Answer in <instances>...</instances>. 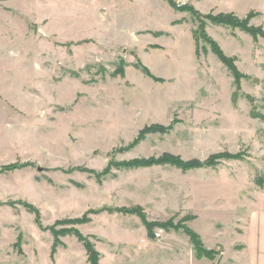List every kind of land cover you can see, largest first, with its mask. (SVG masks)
<instances>
[{"label": "rangeland", "instance_id": "obj_1", "mask_svg": "<svg viewBox=\"0 0 264 264\" xmlns=\"http://www.w3.org/2000/svg\"><path fill=\"white\" fill-rule=\"evenodd\" d=\"M224 2L0 0V264H99L106 234L149 238L134 207L233 256L263 183L264 15ZM164 154L202 165L131 164Z\"/></svg>", "mask_w": 264, "mask_h": 264}, {"label": "crops", "instance_id": "obj_2", "mask_svg": "<svg viewBox=\"0 0 264 264\" xmlns=\"http://www.w3.org/2000/svg\"><path fill=\"white\" fill-rule=\"evenodd\" d=\"M101 0H93L94 4ZM224 11H232L242 16L247 11L255 10L264 15V0H224ZM223 5V2L220 1ZM263 5V7H261ZM242 7V8H240ZM225 51V50H224ZM226 52V51H225ZM255 119V118H254ZM258 121V119L256 120ZM259 129L263 131L264 138V121L259 122ZM261 138L262 147L264 148V139ZM263 185L257 187L250 195V204L247 211L243 215L244 225L243 230L236 234L240 240L232 245L233 256L227 258L225 250L220 243L212 246L204 247L208 250L215 249L219 252L214 262L221 264H264V171H261ZM241 221V220H240ZM237 223H239L237 221ZM240 228V227H239ZM242 230V233H241ZM124 233V234H123ZM119 234H106L110 243L109 251L104 253L106 258H103L99 264H117L134 261L142 264H210V259L202 256L196 257L193 246L189 237L184 238L182 232H170L159 242L147 238L145 228H130L127 232L123 230ZM127 235V236H126ZM200 236V235H199ZM201 238V237H200ZM122 247V254H116L117 246ZM104 260L106 263H104ZM228 261V262H227Z\"/></svg>", "mask_w": 264, "mask_h": 264}, {"label": "trees", "instance_id": "obj_3", "mask_svg": "<svg viewBox=\"0 0 264 264\" xmlns=\"http://www.w3.org/2000/svg\"><path fill=\"white\" fill-rule=\"evenodd\" d=\"M212 21H214L217 24L220 25H230V26H242L244 22H238L236 21V19L234 17H232L231 15H221V16H217L215 18H211ZM244 30H246L249 34L255 36V33L257 32L255 29L253 28H242ZM212 48H213V52L216 54V56L219 58V60L227 67V69L229 70V72L233 75L235 82H238L240 78L244 77L241 73H239L236 69V67L233 65V60L231 58L226 57L223 52L218 49L215 48L216 46L214 44H212ZM253 118H259L262 119L263 116L261 115H255ZM228 158V159H239L241 156L240 155H228V154H219L216 157H212V159L209 160L210 164H213L214 162V158ZM153 162H157V163H162V164H170L172 166H177L183 169H188V168H193V167H197V166H201V163H196V161H192V162H182L180 161L178 158H175L174 156L168 155V154H164L162 155L160 158L153 160V159H149L147 161H131L132 165H143L146 166L148 163H153ZM263 185V183L261 184V186ZM123 212L125 213H137L138 216L141 218L142 222L144 223L147 232H148V237L150 239H152L154 237V231L153 228L156 227H168L171 226L174 229H179L182 228L183 232L189 237V240L193 246V249L195 251V255L196 257H206L208 259H211L214 257L215 255V251L212 250H207L203 247V244L201 242L200 237L194 233L192 230H190L188 227H181L179 225H166V224H162V223H149L146 221V218L143 214H140L138 212V208H131L130 210H123ZM88 254H89V260L91 264H97L98 262V255L95 253L94 250H92L90 247L87 246L86 248Z\"/></svg>", "mask_w": 264, "mask_h": 264}, {"label": "built area", "instance_id": "obj_4", "mask_svg": "<svg viewBox=\"0 0 264 264\" xmlns=\"http://www.w3.org/2000/svg\"><path fill=\"white\" fill-rule=\"evenodd\" d=\"M176 2L178 4L184 5L185 0H176ZM156 237L159 238L160 237V234L159 233H156Z\"/></svg>", "mask_w": 264, "mask_h": 264}]
</instances>
